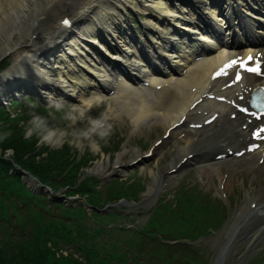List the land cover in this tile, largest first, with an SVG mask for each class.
Masks as SVG:
<instances>
[{
	"label": "bare ground",
	"instance_id": "6f19581e",
	"mask_svg": "<svg viewBox=\"0 0 264 264\" xmlns=\"http://www.w3.org/2000/svg\"><path fill=\"white\" fill-rule=\"evenodd\" d=\"M212 1L220 5L227 13L236 12L237 15H242V10L251 7L256 2L259 3V0ZM188 2L191 4H184L177 14L171 10L168 18L165 19L168 20V24H164V22L161 26V23L155 19L154 24L153 16L146 17L147 10L149 13L151 12L149 7L152 4L149 0L144 2L143 0H0V56L9 53V58L13 61L12 65L0 75V95L4 93L9 96L18 94L26 89H31L35 84L41 90H49L51 97H54L55 92L60 91L61 94H64L66 90V94L76 96L80 102L81 97L86 96L85 92L89 91L87 84L96 83V78L98 76L102 78L104 72H107V66L111 65L110 57L101 48L106 47L107 52L113 58L118 50L128 47L127 44L122 43L124 40L131 43L138 42L139 35L134 33L131 26L127 25V19L134 21L133 17H135V20H139L143 32H152L150 43L163 48V43L167 44L168 42L167 45H172L174 40H177L185 31L184 27H187L196 17L198 10L201 7L205 9L207 5L205 0H188ZM155 7L166 13L163 9L167 6L162 0H155ZM209 7L212 12L220 9L214 5ZM140 11L145 14L139 15ZM174 15L180 17L174 18ZM207 17L206 13L202 19ZM65 19L72 20L71 27L64 26ZM180 21L183 26L180 28L176 26L177 29L174 28V32H170L169 29ZM182 38L185 36L183 35L179 39L182 40ZM182 46L178 45V48ZM221 61L222 55H218L214 59L202 62L203 74L209 73ZM72 72H75V77L70 75ZM64 74L67 78H63ZM203 74L195 73L192 76L178 78L175 86L166 93L161 108H159L161 96L156 100V96L159 95L157 91L152 92L149 96L145 94L132 96L126 91H120L112 98L116 111H111V114L120 117L121 114L126 113L134 127L142 129L143 132L151 126L154 128L163 127L166 131L186 113V106L194 99V93L186 90L191 86L200 88L197 81L202 78ZM154 78L162 79L161 76ZM56 85L63 89H58ZM67 85L68 87H66ZM154 85L157 88L158 84ZM234 125L235 122H230L229 130ZM237 132L243 133V131ZM171 134L175 135L176 132L173 131ZM215 134L216 129L212 132L206 131L201 138H188L184 144L178 145L171 161L154 175L155 181L149 194L155 190L159 176H163L162 184H166L176 177V175H168L167 172L172 173L183 169L186 160L183 162L182 160L187 154L223 142L220 141V138L212 142L211 139ZM222 136L223 140L229 138L226 134ZM64 148L65 146L62 147V149ZM158 159L159 162H164V156H160ZM116 162L121 163V160ZM175 168L176 170L172 171ZM97 170L100 174L106 171L102 164L98 165ZM262 170H264V166L257 170L255 175L260 177ZM204 171L209 172L208 169ZM215 175L222 178L220 172ZM231 179L232 177L226 183L230 190ZM210 180L214 181L215 178L210 177ZM263 182L264 176L261 177L259 185H262ZM263 194L264 186L259 190V198L252 196V198L244 200L248 206V212L251 201L261 200ZM250 214L253 217L249 221H258V223L254 224L253 222L243 229L248 235H252L249 240L250 244H255L264 235V222L260 216H256L257 212H250ZM244 215L243 212L239 217L240 220ZM247 216L248 213L244 219H247ZM237 222L238 217L233 222L231 229Z\"/></svg>",
	"mask_w": 264,
	"mask_h": 264
},
{
	"label": "rangeland",
	"instance_id": "374dc122",
	"mask_svg": "<svg viewBox=\"0 0 264 264\" xmlns=\"http://www.w3.org/2000/svg\"><path fill=\"white\" fill-rule=\"evenodd\" d=\"M12 63L13 61L11 58L6 57L5 55L0 56V75H2L9 68V66L12 65ZM38 94L36 86L33 85L31 89H26L23 93L14 94L12 98L0 97V103L5 105L7 104L6 108H9L10 101L22 100L24 97L35 98ZM39 102V100L34 102H23L24 104L21 106L14 105L13 107H10V112H8L10 115L7 117L13 119V115H15V119H13L12 124H9V122L8 124L11 125V128L17 131L18 134H23L20 122L24 121L26 123L31 118L30 113L32 112L41 116L49 117L50 124H56L59 127L66 126L62 120L53 121L49 116V112H55L54 106H50L48 103L46 105H42ZM32 104L36 105L35 108L30 107ZM73 104H78V102H72L69 105L65 104L66 109L67 106ZM113 104V100H107L100 108L93 109L91 115L96 116L105 107H113ZM56 115L57 117L60 116L59 113H56ZM110 116V123L113 125V134L109 138L107 144H104L103 141H99L103 157L100 153L94 154L87 147H85L83 151H77L65 143L63 146L66 147V150L63 158L68 162L78 158V165L85 161L79 167V173L82 175L80 180L84 177L91 178L95 186L99 184L98 189L100 186L105 185L109 181H114L116 178L123 179V182H131V180L135 179V186L131 184L132 186L129 189H126V187L130 185L128 183L119 184L117 181L112 183V185L116 186V189L118 190V192L116 191V194L113 193L115 194L113 196H121V199L116 203L112 202V200L108 201L112 203L110 205V210L113 211V207H116L117 209L121 208L124 215H108L100 218L104 223H114L117 226L122 225L124 227H129V224L132 226L130 229H125L126 231L116 230L115 228L112 229L111 235H105V239L110 243V245H116V250H113L115 249V246H111L112 250L110 251L113 254H125V262L130 264H136L134 257L130 256L131 252L132 255H134L133 253L135 249H139L141 252L140 256H137V258L143 264L152 263L149 262L148 258L143 255L142 249L148 251L149 255L167 254V247L161 246L158 248L157 246H153L151 248L145 246V242L149 238L146 235L144 239L140 232L145 231L147 227V229H152L153 232L159 235L158 238H172L173 241L175 238L178 240H181L182 238H190L192 241L190 245L193 246L192 249H187L184 250L183 253L180 252L179 254H176L179 259L181 258L180 260L184 264L185 262L182 260L187 258H189L188 264H196L193 259H195L199 264H264V260H261L264 256V235L258 240V243L250 244L249 240L252 235H248V233L243 229L246 225L249 226L253 222L254 224L258 223V221H249L253 215L250 214V211L248 212V206L245 204L244 200L246 198L250 199L252 196L258 197L259 190L264 186V182L262 185H259L261 177L264 176V170H262L260 177L254 173L249 174L246 172L243 178L241 177L239 181L235 179L232 182V186L241 192V200L238 203L233 200V205L229 206L226 205L219 197L217 177L212 175V177L215 178V180L212 181L209 180V176L205 177L204 172L194 171L190 166L187 168L185 167L180 175H177L174 179L167 182L170 187H173L168 190V197L174 195L175 190L179 189L180 197L178 199V203L179 206L183 207L185 210V213H183L182 216H185V219H187L190 208L184 201L182 192L186 193L188 200L196 207L192 210V212L199 216V220L197 216H194L192 220L196 221L192 224L186 225L185 229H183L185 224L181 222L182 217L174 216L172 211L175 208L173 205H171V208L167 211L166 215L164 213H158L159 216L156 215L150 218L152 211L156 206H158L157 201L164 195V192H159L153 197H151V193L149 194V191L152 190L155 181L154 175L158 173L159 170L163 169L165 167L164 165L171 161V158L174 156L178 146L173 147L167 154H163L162 152L159 153V150L157 149L155 150V155L145 157L146 153L153 147V142H156L158 137L162 135L164 130L163 127L154 128L153 126H148L150 128H146L144 135H141V133L137 130V127H134L131 119L128 115H126V113H123L120 117L115 118L110 112ZM4 122L5 119L2 122L3 125ZM77 126L83 127L84 125L81 123ZM39 148L41 149L38 152L44 151L42 153L44 156H46L48 150L56 149L42 144H39ZM140 153L142 154L140 155ZM158 154L159 157H163L165 155L163 163L159 162ZM138 156L144 157L148 163L144 164V161L141 160L138 164H130ZM119 159L121 160V163L116 162ZM99 164H102L105 167V173L100 174L98 172L97 167ZM119 167L121 168L120 173L113 170L114 168ZM16 168L20 169L19 166H16ZM23 177L28 183L33 181L34 186H37V180L31 177L30 174H25V171L23 172ZM59 179L62 180L63 177L56 180ZM108 189L109 187H105L99 192L98 197L100 196L99 198L102 201H104L108 196ZM131 194H133V197H131ZM54 195H57V193ZM74 197L77 198L78 195H75ZM111 198L113 197H110V199ZM20 199L21 200L18 201L17 204L20 206L24 205L25 211L27 204H29L28 197H22ZM35 201L38 202L37 199H35ZM82 201H85L84 196L82 197ZM205 204L207 205L208 215L205 214L201 208V205L206 207L204 206ZM46 205L48 209L55 212L56 217L61 218V212H57L61 209V206L56 208L54 202H47ZM16 210L17 208H10V212H15ZM175 210L177 211L179 209L176 208ZM243 212L245 215L241 217L242 220H240L239 217ZM246 212L248 213V216L247 219H244L247 215ZM203 216L205 219H202ZM237 217L238 222L235 223L233 225V229H231V226ZM73 219L74 218H69L65 220L71 221ZM19 222L24 223L26 230L22 231V229L19 228ZM32 222V216H27L25 219L14 217L13 220L8 223L0 219V243L3 241L1 238L5 234L14 235L13 237L16 240L17 238L15 236L21 237L23 233L26 236L32 235L33 232L31 231V227L34 228V224ZM92 222L94 223V221ZM202 225L206 227L202 229ZM193 228L200 231H195ZM161 231L164 233H161ZM192 232H194V234ZM56 242L58 243L59 250L67 253L68 242L62 239H56ZM133 243H138V245L134 247ZM128 245H130L131 251L123 248L128 247ZM72 250L74 254L81 255V258L85 257L75 249H70L68 253L72 252ZM15 252L18 253V250ZM191 252H194V254H191ZM100 256H103L102 250L100 252ZM112 261L116 262V259L113 258ZM168 263L181 264L178 260L169 261ZM155 264H163V262L162 260H157Z\"/></svg>",
	"mask_w": 264,
	"mask_h": 264
},
{
	"label": "trees",
	"instance_id": "16d2710c",
	"mask_svg": "<svg viewBox=\"0 0 264 264\" xmlns=\"http://www.w3.org/2000/svg\"><path fill=\"white\" fill-rule=\"evenodd\" d=\"M8 115V111L0 106V133L4 131L12 132V136L3 144H0V218L12 219V216H14L15 218L25 219L27 216H32L34 228L31 227L32 235L26 236L23 233L21 237L15 236L17 240L12 234H5L1 238L3 241L0 243V264H128L125 262V254L118 255L110 251L112 250L111 246H115L113 250H116V245H110L104 239H100L99 244L91 241L94 236L105 230L103 223L84 226L79 224L77 219L67 221L56 217L55 212L47 208L46 203L50 198L45 191L41 193L33 192L24 182L21 169L16 168V165H19L21 168L27 169L41 182L50 184L54 188L69 186L70 193H73L75 188L83 190V192H89L88 203L96 206L99 205V202H102L100 196L98 197L99 192H96V190L91 191L86 182L87 179L80 181L82 175L79 173V167L85 161L79 165L77 164L75 168L72 167L63 176L62 180H56V177L61 176L63 169L70 163L68 161L64 163L63 156L66 147L60 151H50L46 156L42 155L44 151L38 152L41 148H39L37 139L33 137L31 140H25L22 133L18 134L8 124L11 121V118L7 117ZM7 148L14 149V156L9 160L4 159L2 156V151ZM79 181H83L80 186L82 185L86 189L78 188ZM113 193L116 194L110 188L104 201L118 200L117 197L113 196L115 195ZM22 197H28L29 204H27L26 210L24 211V207L21 210L10 212V208L16 207L17 202ZM110 197L113 198L110 199ZM204 206H206L203 208L207 212V205ZM38 208L44 210L41 211ZM61 211L64 214L79 215L80 213L89 217L88 211L81 205L77 207L76 211H73L66 204H61ZM94 212L99 215L97 211ZM112 214L115 215V213ZM19 223L24 226V223ZM88 236L91 237L90 241H87ZM56 239H62L66 242L82 241L81 245L87 256L81 258V255L73 252L68 254L61 252ZM87 244L90 248L85 247ZM16 250H18V253L15 252ZM101 250L107 251L108 254L100 256ZM164 257L168 258L167 256ZM113 258L116 259V262L112 261ZM147 258L152 264H155L157 260L160 261L156 255H150ZM136 262L142 264L139 259Z\"/></svg>",
	"mask_w": 264,
	"mask_h": 264
},
{
	"label": "clouds",
	"instance_id": "9594fccd",
	"mask_svg": "<svg viewBox=\"0 0 264 264\" xmlns=\"http://www.w3.org/2000/svg\"><path fill=\"white\" fill-rule=\"evenodd\" d=\"M49 104L55 108V112H49L51 119L53 121L62 120L66 126L59 127L56 124H50L49 117L32 112L30 113L31 118L26 123L20 122L25 140L36 137L39 144L52 148H60L67 143L69 147L77 151H83L87 147L94 154L100 153L103 157L99 141L107 144L113 134V125L110 123L111 107H105L96 116L91 115L93 109L104 105L103 94L81 97L80 103L67 106V109L61 101L50 100ZM35 106V104L30 105L32 108ZM56 113H59L60 116L57 117ZM13 119H15V115H13ZM81 123L84 126L78 127L77 125ZM11 136V131L0 133V144H3ZM2 156L6 160L11 159L14 156V149L3 150Z\"/></svg>",
	"mask_w": 264,
	"mask_h": 264
},
{
	"label": "snow or ice",
	"instance_id": "6c2138e0",
	"mask_svg": "<svg viewBox=\"0 0 264 264\" xmlns=\"http://www.w3.org/2000/svg\"><path fill=\"white\" fill-rule=\"evenodd\" d=\"M63 24H64L65 26H68V27L71 26V22H70L69 20H64V21H63ZM249 59H251V57H249ZM235 63H236V62L233 61L232 64H229L227 67H232ZM247 70H248L249 72H257V71H258V69H256V68H248ZM236 79L239 80V79H240V76L237 75V76H236ZM241 111L246 112L247 109H241ZM253 115H255V113H253ZM262 130H264V129H262ZM236 154H237V155H242V153H236Z\"/></svg>",
	"mask_w": 264,
	"mask_h": 264
}]
</instances>
